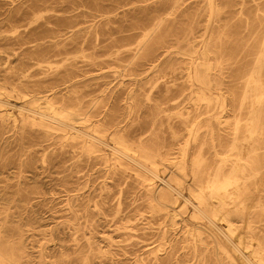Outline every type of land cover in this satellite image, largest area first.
Wrapping results in <instances>:
<instances>
[{
  "label": "rangeland",
  "instance_id": "1",
  "mask_svg": "<svg viewBox=\"0 0 264 264\" xmlns=\"http://www.w3.org/2000/svg\"><path fill=\"white\" fill-rule=\"evenodd\" d=\"M76 12L88 15L79 18L76 35H38L69 26ZM157 22L161 26L149 45L157 54L170 53L146 79L135 80L132 76L141 67L131 63L133 48ZM263 45L264 0H0L1 98L13 114L12 119L0 113V234L13 230L12 243L22 238L21 264H151L155 256L166 257L168 242L160 234L175 233L157 201L149 203L135 171L153 179L149 172L114 161L108 147L90 153L78 139L32 121L30 96L38 98L40 107L46 95L54 94L63 108L78 102L82 112L95 111L106 120L126 118L128 130L146 132L149 141L158 139L165 146L162 151L171 148L169 160H179L188 141L189 160L202 147L214 164L218 158L209 141L192 143L182 118L199 115V141L207 128L203 124L216 135L225 134L223 117L228 121L236 116L244 132L250 122V94L242 109L241 100L251 88L248 73ZM208 57L213 64L208 72L220 83L209 102L200 100L199 83L188 78L189 72L194 74L193 62ZM16 61L26 62L27 71L11 72L8 68ZM67 70L75 79L65 84ZM167 87L177 91L172 102L161 99ZM151 119L156 120L154 128L145 129L149 125L143 123ZM262 121L264 129V107ZM72 124L83 130L88 125L84 120ZM170 126L178 133L176 139ZM152 169L166 179L173 170L159 158ZM171 178L177 181L171 185L186 195L184 178ZM180 200L175 227L185 220L189 225L205 222L182 196ZM200 237L194 247L191 239L169 243H177V249L185 245L186 256L197 254L198 261L202 248L209 249V257L212 250L205 230Z\"/></svg>",
  "mask_w": 264,
  "mask_h": 264
},
{
  "label": "bare ground",
  "instance_id": "2",
  "mask_svg": "<svg viewBox=\"0 0 264 264\" xmlns=\"http://www.w3.org/2000/svg\"><path fill=\"white\" fill-rule=\"evenodd\" d=\"M87 16L84 12H76L73 14L69 26L56 30L45 29L37 33L38 35H76L75 27L79 24V18H86ZM92 16L93 19L101 17V15ZM94 25L95 23L91 27ZM160 26L161 22H157L143 34L133 48L131 63H138L141 67L132 76L135 80L146 79L150 72L157 69L164 61L165 56L170 53L166 50L163 54H157L149 45ZM80 45L83 48L84 40ZM96 45L95 43V47ZM205 53L211 52L207 50ZM29 59H33V56ZM211 60L212 57L205 58L201 63H197L198 65L195 60L193 62V66H195L194 74L189 72L188 75L189 80L193 78L195 82L199 83L200 100L207 102L211 100V95L217 94L215 91L220 87L218 78L208 72L213 67V64H210L212 63ZM263 65L264 45L254 69L248 73L250 74L251 88L245 90L244 97L241 100L240 109L243 108L247 95L250 94L252 105L249 116L250 122L246 124L247 129L244 132L240 130L239 119L236 116L228 121L223 117L222 120L227 132L216 135L209 124H203L207 128L203 132L204 139L199 141V129L202 127L199 115L195 116L193 120L188 115L182 118L181 126L190 134L192 143L202 142L203 145L206 140L209 141L215 159L218 158V161L214 164L209 163V159L204 157L201 152L202 147L189 160L188 151L186 150L190 144H188V141L185 144L186 147H182L180 150L179 160L171 161L167 158L171 148L162 151L161 149L165 146H160L158 139H154L155 141H149V138L145 139L147 133L137 132L133 129L134 126L130 127L133 130H128L125 125L127 123L126 118L119 121L106 120L99 117L95 111L91 113L90 110L82 112L81 104L78 102L76 106L63 108L54 101V94L46 95L44 107H40L37 102L38 98L35 95L30 96L29 104L31 107L27 109V112L31 115L32 121H38L44 127L78 139L79 144L83 145L84 148L86 147L88 152L96 153L104 146L108 147L112 151L114 161L120 163L125 161L134 167L147 171L153 179L160 182L157 185V182L153 179L144 178L140 172L135 171L147 188L149 203L157 201L161 211L169 218L170 225H173L171 230H175V233L172 234L169 230H165L160 234L161 241L163 243L168 242V247L164 252L166 257L159 258L155 256L151 264H264ZM28 66L26 62L16 61L15 65L8 69L19 74L22 71H27ZM63 75L65 84L71 83L75 79L73 73L68 70ZM3 90L5 88L0 86V113L5 118L13 119L10 108L1 98ZM14 90L17 91L18 95L24 96L25 94L21 90ZM219 92H221L220 89ZM176 93L175 89L167 87L161 93V99L165 102H172ZM79 120L88 123L84 127L86 130L73 126L72 122L76 123ZM133 123L130 121V125ZM139 123L141 122L139 121L137 124ZM155 124V119L143 123V125H149L145 129L150 130L154 128ZM138 129L144 130V126ZM169 130L172 137L176 139L178 135L176 129L170 126ZM108 136H110L108 140H111L112 144L108 141L105 142V138ZM155 143L157 145L154 147ZM157 158L162 163L166 161L170 164L173 169L169 171L171 175L184 178L183 181L187 185L186 195H182L179 190L171 185L172 182L177 183L176 180L171 178V175L166 179L152 169ZM187 160H189V163ZM145 162H148L150 167L145 165ZM180 196L183 197L184 203H189L192 206L193 214H199L205 222L200 224L196 222L189 225L188 220H185L182 221V226L175 227L177 223L175 217L181 209L182 203ZM151 208L155 212H160L154 207ZM220 221L222 222L221 226L218 224ZM203 230L207 232L208 237L211 239V257L206 256L209 249L204 247L200 253V255H203L202 258L194 261L197 259V254L193 255L192 258L186 256L185 245H181L177 249V243L170 244L180 240L184 243L191 239L194 241V247L202 241L200 232ZM12 232L13 230L6 233V235L0 234V264H21L19 258L22 259L24 254V242L19 237L16 243H12L10 241ZM177 234H181L182 237L181 235L180 237L177 236ZM142 264H146V262L143 261Z\"/></svg>",
  "mask_w": 264,
  "mask_h": 264
}]
</instances>
